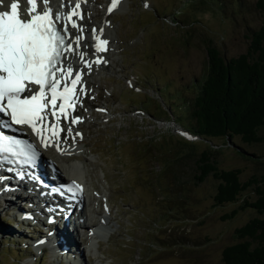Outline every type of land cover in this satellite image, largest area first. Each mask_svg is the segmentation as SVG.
<instances>
[{"label":"rangeland","instance_id":"374dc122","mask_svg":"<svg viewBox=\"0 0 264 264\" xmlns=\"http://www.w3.org/2000/svg\"><path fill=\"white\" fill-rule=\"evenodd\" d=\"M94 1L99 20L107 0ZM109 19V63L84 76L86 95L58 136L65 143L78 137L83 149L42 150L64 174L66 161L83 160L84 200L94 215L88 221L97 224L99 213H108L110 236H96L87 248L86 229L77 228L65 234L67 245L81 264H222V249L238 241L235 229L256 212L247 207L223 216L253 194L246 189L237 201L216 204L218 180L197 182L195 160L207 149L219 168H240L241 181L264 173V128L263 141L251 144L238 135L185 137L186 105L207 72L208 42L225 58L244 52L250 30L264 22V7L260 0H123ZM73 117H80L76 125ZM25 222L17 225L10 206L0 203V264H68L50 244L31 245L44 237V223Z\"/></svg>","mask_w":264,"mask_h":264},{"label":"trees","instance_id":"16d2710c","mask_svg":"<svg viewBox=\"0 0 264 264\" xmlns=\"http://www.w3.org/2000/svg\"><path fill=\"white\" fill-rule=\"evenodd\" d=\"M260 3L264 7L262 0ZM248 39L247 49L229 58L211 42L206 45L207 72L186 105L188 122L184 132L188 135L224 136L227 140L238 135L249 144L263 141L259 130L264 128V22L250 30ZM250 153L253 156L249 157L256 156ZM195 169L197 182L209 175L218 180L213 200L216 204L237 201L246 189L253 194V198H243L237 208L223 216L230 218L247 207L256 212L235 229L238 241L222 249V264H264V173L241 181L240 168H219L207 149L197 155Z\"/></svg>","mask_w":264,"mask_h":264},{"label":"snow or ice","instance_id":"6c2138e0","mask_svg":"<svg viewBox=\"0 0 264 264\" xmlns=\"http://www.w3.org/2000/svg\"><path fill=\"white\" fill-rule=\"evenodd\" d=\"M119 3L120 0H110L108 12L111 13ZM0 5L3 6L0 9V115L10 117L14 124L30 126L40 137L41 143L48 146V140L55 139L62 131L58 128L60 115L67 118L66 109L72 108L78 99L74 93L81 73L76 71L74 74L70 63L64 67V59L66 53L76 52L73 43L79 46L82 40L81 35L73 38L68 27L70 23L71 28L77 29L79 33L84 31L72 19L80 15L77 11L80 2L66 17L60 13L54 14L49 7V0H9L8 3L0 0ZM61 19L65 23L62 28H58L56 21ZM92 31L97 41L94 45L96 51H106L108 41L100 39L95 29ZM78 54L89 68L92 63L105 62L99 57L93 62H86L85 54ZM69 81L71 87L68 86ZM61 85L62 91L58 90ZM57 99L63 103L57 105ZM49 108L50 113L45 111ZM49 114L56 116V124L49 125L47 129L38 126L44 124ZM77 122L79 118L73 117L72 123ZM45 130L50 132V137L44 136ZM68 132L71 134L72 129L69 128ZM6 143L19 142L0 136V153L12 151ZM28 148L32 150L30 159H35L38 153L32 145H28ZM68 191L75 196L82 193L83 189L73 181Z\"/></svg>","mask_w":264,"mask_h":264},{"label":"bare ground","instance_id":"6f19581e","mask_svg":"<svg viewBox=\"0 0 264 264\" xmlns=\"http://www.w3.org/2000/svg\"><path fill=\"white\" fill-rule=\"evenodd\" d=\"M121 1L123 2V0ZM8 2L9 0H5V3H8ZM77 2H80L79 12H81V15H82L81 17L83 18L80 19L78 18V16H73L72 19L79 26H81L84 29V31L82 33H79L77 29L71 28V25L69 23L68 27H69V33L71 34V36L74 38L75 35H81L82 40L79 46L73 43V48L76 49L75 53H72V52L66 53L65 59H64V67H67V65L70 63L74 72L79 71L81 73V80L80 82H78V86L76 87V91H75V96L78 97V99H80L81 97H84L86 95L85 94L86 87L83 88L84 84L82 83V80L84 79V76L96 72V71L95 72L93 71V68H94L93 65L94 66L97 65V63H92L90 68L87 67L86 63L81 61V57L79 56L78 53L83 52L85 54L84 61L86 62H90V60L91 62H93L97 59V57H99L102 61H105V63L103 62L99 64L104 65V66L107 65L109 61L107 58L108 56L104 54L105 51L97 52L94 47L97 41L94 38L92 30L93 29L96 30V33L100 35V39H106L108 41L109 38L111 37L110 35L111 31L109 28L111 21L109 19V13H107V11L105 10V7H104L103 13L101 17L99 18V20L97 19L95 20L94 18L95 14L93 12L94 9L93 8L90 9V5L92 3H95L94 0H49V7L52 8L54 14L60 13L63 17H66L67 14H69L74 9L75 4ZM120 6H121V3L117 8H119ZM2 8L3 6L0 5V9ZM56 22L62 28L63 24L65 23V20L61 19L60 21H56ZM96 22L98 23L97 26L95 24ZM101 29L103 30L102 34L100 33ZM106 47L108 49V44ZM78 99H77V102H78ZM78 118L80 119V117ZM74 124L76 125L77 123H74ZM58 126H61V124H59ZM71 129L74 131L73 128ZM76 132L80 133V131H76ZM50 135L51 134H48V133L46 135L44 134L45 137H50ZM34 138L36 139L39 145V149L46 151L47 149L52 147L56 152L55 154L57 155H61L63 153L78 154L83 149V146H84L83 143L78 141L79 140L78 137H76L77 139H75L74 136L72 137V139H75V140L69 143L68 142L65 143V141L63 140L61 141L60 139H58V137H56L55 139H49L48 146H45V144L41 143V139L37 134H35ZM57 145L59 147V150H58ZM46 158L49 160L48 162L52 161L56 166V170L54 172L51 171V173H49L50 179L48 180V182H50L55 177L62 176L65 179H69V178L75 179L77 182L83 185L84 191L86 190V187H87L86 181H85L86 180L85 179L86 169L83 166V160L79 158H74V159L66 161L65 165L63 166L66 172V174H64L63 171L61 170L62 168L60 169L58 167L56 161L49 159V157H46ZM0 183L3 185L8 184L9 186V187L1 188L2 190H0V203L6 207L10 206V210L13 212L17 225L27 220H36V221H41L42 223H44L45 229H46L45 235L43 237L44 239L42 241L37 240L33 242L35 246L31 242V245L33 247H36L37 250H41V248L47 247L46 243H48L50 244L48 248H50L51 251L56 252V254L58 253L60 254L61 252L63 254L66 253L65 261L68 264H81V263H78V262H81V257L79 255V252H76V253L71 252V250L69 249V245H67L65 234L68 231H70L71 234H73V232L76 233L77 228L86 229L87 232L86 230H83L85 231L83 236L89 237L87 240V243H85L87 248H89L92 245V243L91 245H89L88 242H90V240L96 239V236L104 235L108 237L111 234L109 226H108V223H109V220H108L109 217L107 215L108 213L101 214L98 212L99 213V219H98L99 223L97 224L96 222L89 223L88 220L89 219L91 220L92 215L88 213L89 212L88 209L90 208L91 205L86 206V202L83 198L84 194L81 195L83 198L82 202L78 199V196H77L76 198L77 201L74 203L75 205L74 207L73 205H68L69 202H67V203H64L66 206L62 207V210H60V209L54 208V206L58 204V201L64 200V199L61 197L52 198L51 195H48V192L45 191L46 189L45 187L38 186L32 180L24 181L22 178L18 180V178H13V177H9V178L2 177L0 179ZM97 195H100V194L98 193ZM103 196H105V192L103 193ZM6 203L8 206L5 205ZM17 205H19V207ZM11 206H14V207H11ZM26 207H27V210L30 212L29 217L23 216L21 214L24 211L20 212V209L24 210ZM55 225H57V227H55ZM61 227L62 229L60 231L59 228ZM65 227H68V228L65 229ZM57 241H60V242H57ZM51 242L52 243L54 242L55 244L54 243L51 244ZM81 242H82V239H81ZM59 246L61 248H59ZM80 253L82 256L83 253L82 252ZM70 254H72V256H70ZM71 258L73 260H71Z\"/></svg>","mask_w":264,"mask_h":264},{"label":"water","instance_id":"95a60500","mask_svg":"<svg viewBox=\"0 0 264 264\" xmlns=\"http://www.w3.org/2000/svg\"><path fill=\"white\" fill-rule=\"evenodd\" d=\"M235 149L241 153H243L244 155H247V156H253L250 152L246 151L245 149L241 148L240 146L238 145H235L234 146Z\"/></svg>","mask_w":264,"mask_h":264}]
</instances>
